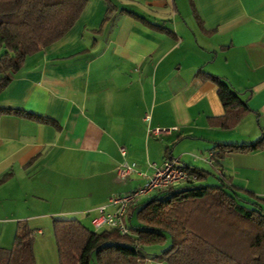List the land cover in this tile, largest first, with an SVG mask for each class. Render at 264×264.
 <instances>
[{
  "label": "crops",
  "instance_id": "0c3cea01",
  "mask_svg": "<svg viewBox=\"0 0 264 264\" xmlns=\"http://www.w3.org/2000/svg\"><path fill=\"white\" fill-rule=\"evenodd\" d=\"M189 2L202 43L194 32L195 40H186L167 25L175 0H88L62 40L26 59L0 95V110L45 121L0 116V179L11 174L0 183V248H12L19 222L33 230L36 256L38 247L46 253L39 237L54 219L100 231L92 225L98 209L143 186L153 165L171 158L231 177L264 199V148L229 153L217 168L211 161L215 144H253L263 134L264 0ZM200 70L225 79L247 102L250 112L235 129L217 127L225 109ZM181 136L189 145L176 151ZM124 163L138 170L127 180L116 174Z\"/></svg>",
  "mask_w": 264,
  "mask_h": 264
},
{
  "label": "trees",
  "instance_id": "16d2710c",
  "mask_svg": "<svg viewBox=\"0 0 264 264\" xmlns=\"http://www.w3.org/2000/svg\"><path fill=\"white\" fill-rule=\"evenodd\" d=\"M87 4L88 0H0V95L29 56L62 40L75 27ZM198 76L218 87L225 115L215 120L217 127H238L250 112L247 102L225 79L201 70ZM3 114L45 121L22 110H0ZM262 132L253 144H215L214 167L229 153L263 149ZM185 169L197 181L158 191L130 209L137 223L129 219L128 234L106 228L95 231L79 220L54 219L59 264H145L147 258L166 264H264V199L237 188L231 177L217 176L219 183L208 185L204 181L209 172ZM32 233L27 222H19L12 248H0V264H36Z\"/></svg>",
  "mask_w": 264,
  "mask_h": 264
},
{
  "label": "built area",
  "instance_id": "2783aa9c",
  "mask_svg": "<svg viewBox=\"0 0 264 264\" xmlns=\"http://www.w3.org/2000/svg\"><path fill=\"white\" fill-rule=\"evenodd\" d=\"M146 119L149 120L150 117L147 116ZM177 130V127L169 129L156 128L150 131V135L160 138L163 135H169ZM121 152L123 156L126 155V150L124 148L121 149ZM153 168L154 175L150 177L143 186L129 194L112 198L108 206H103L98 209V216L94 217L92 220V225L96 230H103L106 228L118 230L121 234H128L129 211L139 206L143 198L152 193L168 189L187 181H197V177L190 175L176 158L166 160L160 167L153 165ZM137 171L136 164L124 163L117 167L116 174L119 179L127 180ZM109 208L113 210L109 212Z\"/></svg>",
  "mask_w": 264,
  "mask_h": 264
},
{
  "label": "rangeland",
  "instance_id": "374dc122",
  "mask_svg": "<svg viewBox=\"0 0 264 264\" xmlns=\"http://www.w3.org/2000/svg\"><path fill=\"white\" fill-rule=\"evenodd\" d=\"M189 1L190 0H175V6L177 9L174 10L173 6L169 7L168 10H166L167 17H165V19L167 20V25L172 30L177 27L178 35L180 37H183L186 40H188V38L195 40L193 36L194 32L195 34H197L199 42L202 43L199 26L196 19L194 18ZM181 139V142L176 146V151L186 149L189 145V142L184 141L182 136ZM204 182L208 185H216L219 183L218 177L214 172H211L209 178ZM133 223H137L136 217L133 218ZM39 239H45V241H47V244L45 245L47 250L44 254L43 249H39L38 247L37 256L35 255L36 264H53V262H55V264H59L53 227L44 230V235L40 236ZM157 248L161 247L157 246Z\"/></svg>",
  "mask_w": 264,
  "mask_h": 264
}]
</instances>
